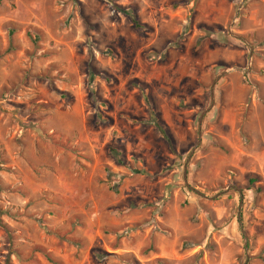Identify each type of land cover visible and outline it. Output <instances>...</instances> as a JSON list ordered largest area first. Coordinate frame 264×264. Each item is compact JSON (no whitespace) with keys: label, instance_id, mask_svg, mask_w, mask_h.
<instances>
[{"label":"rangeland","instance_id":"374dc122","mask_svg":"<svg viewBox=\"0 0 264 264\" xmlns=\"http://www.w3.org/2000/svg\"><path fill=\"white\" fill-rule=\"evenodd\" d=\"M0 264H264V0H0Z\"/></svg>","mask_w":264,"mask_h":264},{"label":"trees","instance_id":"16d2710c","mask_svg":"<svg viewBox=\"0 0 264 264\" xmlns=\"http://www.w3.org/2000/svg\"><path fill=\"white\" fill-rule=\"evenodd\" d=\"M131 17H132L133 21L135 22V24L138 25V23H137L136 20H135V17H134L133 15H131ZM36 38H38V35H35V39H36ZM250 180H251V182H254V181L256 180V177H253V178H251Z\"/></svg>","mask_w":264,"mask_h":264},{"label":"water","instance_id":"95a60500","mask_svg":"<svg viewBox=\"0 0 264 264\" xmlns=\"http://www.w3.org/2000/svg\"><path fill=\"white\" fill-rule=\"evenodd\" d=\"M232 35L235 36V37H239L238 35H236V34H234V33H232ZM239 38H240V37H239Z\"/></svg>","mask_w":264,"mask_h":264}]
</instances>
